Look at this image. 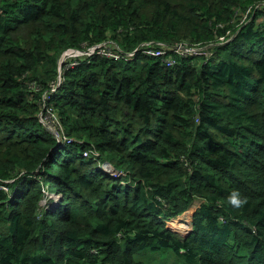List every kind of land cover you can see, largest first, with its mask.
I'll use <instances>...</instances> for the list:
<instances>
[{"label":"trees","instance_id":"16d2710c","mask_svg":"<svg viewBox=\"0 0 264 264\" xmlns=\"http://www.w3.org/2000/svg\"><path fill=\"white\" fill-rule=\"evenodd\" d=\"M104 40L212 44L173 66L137 54L66 72L59 146L38 117L57 57ZM194 202L179 238L167 221ZM153 251L264 264V0H0V264H153Z\"/></svg>","mask_w":264,"mask_h":264},{"label":"built area","instance_id":"2783aa9c","mask_svg":"<svg viewBox=\"0 0 264 264\" xmlns=\"http://www.w3.org/2000/svg\"><path fill=\"white\" fill-rule=\"evenodd\" d=\"M224 39V36H222ZM222 39L221 37L219 40ZM211 43L208 45L194 44L187 45V43H175L170 46L163 45L159 48L153 47L149 43L142 44L139 48L134 49L130 52L121 50L117 44L111 40H104L94 44H82L78 48H69L60 54L58 58V71L47 86V90L42 94V112H40V119L53 131H55L58 139L64 141H71L64 135L59 134L61 129L58 119L55 116L53 108L49 105L48 101L53 98V94L60 87L63 82L64 75L70 69L81 65L82 63L90 62L94 57L108 58L115 61H126L132 62L137 53L143 55L160 57L161 61L166 66H172L176 64L178 56H205L208 57L211 54L210 51ZM31 88H35V83L29 85Z\"/></svg>","mask_w":264,"mask_h":264},{"label":"clouds","instance_id":"9594fccd","mask_svg":"<svg viewBox=\"0 0 264 264\" xmlns=\"http://www.w3.org/2000/svg\"><path fill=\"white\" fill-rule=\"evenodd\" d=\"M228 35V34H227ZM230 37V36H229ZM225 38L224 37V39L223 40H218V41H221V42H218V43H224V42H227V41H229L230 39H231V37L230 38ZM82 44H87V43H82ZM81 44V45H82ZM175 44V43H174ZM210 44V43H209ZM212 44V43H211ZM173 45V44H172ZM206 45H208V44H206ZM141 45H139L138 47H136L135 49H137V48H139ZM166 46H170V45H166ZM71 48H78V47H71ZM66 49H69V48H66ZM66 49H64V50H66ZM64 50H62V51H64ZM134 50V49H133ZM62 51L60 52V54L62 53ZM211 51V50H210ZM125 52H130V51H125ZM60 54L58 55V57H57V61H58V58L60 57ZM137 54H141V55H143L142 53H137ZM136 54V55H137ZM211 55V54H210ZM209 55V56H210ZM145 56H148V55H145ZM193 56H195V55H193ZM208 56V57H209ZM152 57H154V56H152ZM178 57H181V56H178ZM178 57H176V58H178ZM205 57V56H204ZM208 57H206V58H208ZM95 58V57H94ZM160 58V57H159ZM160 60H161V58H160ZM124 62H126V61H124ZM162 62V61H161ZM57 63V62H56ZM85 63V62H84ZM89 63V62H88ZM128 63H130V62H128ZM163 63V62H162ZM83 64V63H82ZM164 64V63H163ZM175 65V64H174ZM173 66V65H172ZM76 67H78V66H76ZM76 67H74V68H76ZM73 68V69H74ZM70 70H72V69H70ZM69 70V71H70ZM57 71H58V63H57ZM68 72V71H67ZM56 74H57V72H56ZM64 80V79H63ZM34 81H31L29 84H28V87L30 88V90H35V89H37V86L35 87V89L34 88H31L29 85L31 84V83H33ZM35 83V82H34ZM62 84V83H61ZM60 88V87H59ZM59 88L57 89V91L53 94V98L50 100V101H48V106L50 105L52 108H53V100H54V98H55V96H56V94H57V92H58V90H59ZM47 90V89H46ZM46 90H44L43 91V93L46 91ZM42 93V94H43ZM41 103H42V95H41ZM41 106H42V104H41ZM43 107V106H42ZM53 110H54V113L56 112V109H54L53 108ZM40 112H42V109L40 110ZM40 112H39V114H38V117H39V121L46 127V125L41 121V119H40ZM55 116H56V114H55ZM57 117V116H56ZM58 119V118H57ZM58 122H59V125H60V127H61V129H59V134L62 136V135H64L65 137H67L68 139H70L71 141H64V140H62V139H58V137H57V135H56V133H55V131H53L52 129H50L49 127H46V129L49 131V132H51L52 133V135L54 136V138H55V140H56V142L59 144V146H61V145H68V144H70L71 142H72V138L71 137H69V136H67L66 134H65V131H64V129H63V127H62V124H61V121H60V119L58 120ZM82 156H86V157H88V156H91L93 159H95V160H99L98 159V156H99V153H98V151L96 150V149H94V148H91V147H88L87 149H85V150H83V152H82ZM99 167L103 170V171H105L106 173H108V174H110L111 176H113V177H120L121 175H123V172H121V171H118V170H116V168L111 164V163H109V162H107V161H103V162H99ZM49 194H54L53 192H50ZM48 194V195H49ZM238 193L237 194H235V195H233V197H231V203H233V204H235V205H237V206H239L241 203H242V201L238 198ZM48 197V196H47ZM47 197L44 199V201L42 202V204L43 205H45V201H46V199H47ZM55 199H56V195H55ZM55 199H53V200H55ZM189 208V207H188ZM186 211V210H185ZM195 211V210H194ZM194 213V212H193ZM191 226H192V216H191ZM188 232V231H187Z\"/></svg>","mask_w":264,"mask_h":264},{"label":"rangeland","instance_id":"374dc122","mask_svg":"<svg viewBox=\"0 0 264 264\" xmlns=\"http://www.w3.org/2000/svg\"><path fill=\"white\" fill-rule=\"evenodd\" d=\"M223 40V37H221ZM230 38V37H229ZM55 194H49L45 206L49 207L53 204H55ZM52 200V201H51ZM197 207V202L192 203L189 208L184 211L182 214L171 218L170 220L167 221V226L176 234L177 237L181 238L187 235L191 231V216L194 212V210ZM191 209V210H190ZM175 222L181 223V224H175ZM180 225L179 227H177ZM188 231V232H187ZM140 254H145V252H141ZM148 254V253H147ZM145 254V256L147 255ZM151 257L154 259L153 264H180L179 260L180 258L171 257L168 253L166 252H152L150 254ZM149 260L148 258H145V261ZM182 260V259H181Z\"/></svg>","mask_w":264,"mask_h":264},{"label":"bare ground","instance_id":"6f19581e","mask_svg":"<svg viewBox=\"0 0 264 264\" xmlns=\"http://www.w3.org/2000/svg\"><path fill=\"white\" fill-rule=\"evenodd\" d=\"M41 188V187H40ZM175 224H181V223H178V222H175ZM180 225H178L177 227H179Z\"/></svg>","mask_w":264,"mask_h":264}]
</instances>
